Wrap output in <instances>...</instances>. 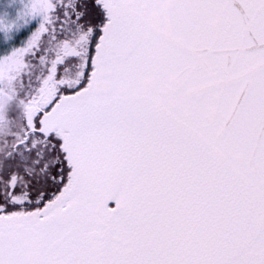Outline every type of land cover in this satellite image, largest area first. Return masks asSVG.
<instances>
[{
  "label": "snow or ice",
  "instance_id": "1",
  "mask_svg": "<svg viewBox=\"0 0 264 264\" xmlns=\"http://www.w3.org/2000/svg\"><path fill=\"white\" fill-rule=\"evenodd\" d=\"M0 264H264V0H0Z\"/></svg>",
  "mask_w": 264,
  "mask_h": 264
}]
</instances>
